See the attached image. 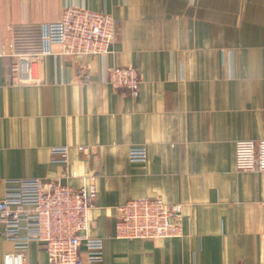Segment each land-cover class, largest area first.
Returning a JSON list of instances; mask_svg holds the SVG:
<instances>
[{"label":"crops","instance_id":"0c3cea01","mask_svg":"<svg viewBox=\"0 0 264 264\" xmlns=\"http://www.w3.org/2000/svg\"><path fill=\"white\" fill-rule=\"evenodd\" d=\"M68 5L116 18L113 51L49 54L17 84L9 26L57 21ZM114 66L140 71L138 96L107 83ZM263 138L264 0H0V199L10 178L93 177L102 264H264V171L235 165L237 140ZM134 145L146 161L130 160ZM144 196L182 204V235L114 236L117 207ZM4 230L0 264L18 249ZM24 252L47 262L36 240Z\"/></svg>","mask_w":264,"mask_h":264},{"label":"built area","instance_id":"2783aa9c","mask_svg":"<svg viewBox=\"0 0 264 264\" xmlns=\"http://www.w3.org/2000/svg\"><path fill=\"white\" fill-rule=\"evenodd\" d=\"M9 31L11 75L17 84H26L37 79L36 66L49 54L83 57L111 53L117 20L108 12L68 5L57 21L17 22L9 26ZM54 45L60 50L55 52ZM106 81L114 89L126 88L136 97L142 76L133 66H114L107 70ZM55 152L60 153L63 162L67 161V147L55 148ZM147 157L145 145H134L129 150L131 161L144 162ZM235 165L240 171H264V138L237 140ZM5 182L0 221L5 225V235L18 248L5 255V264H24V251L32 240L44 247L47 254L44 264L103 263L104 239L89 233V212L97 198L93 177L80 186L38 176L10 178ZM117 210L116 238L161 239L182 235L181 203L144 196L127 200Z\"/></svg>","mask_w":264,"mask_h":264}]
</instances>
